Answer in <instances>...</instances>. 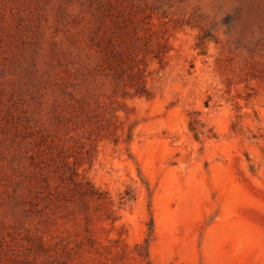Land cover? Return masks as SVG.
<instances>
[{
	"label": "rangeland",
	"instance_id": "obj_1",
	"mask_svg": "<svg viewBox=\"0 0 264 264\" xmlns=\"http://www.w3.org/2000/svg\"><path fill=\"white\" fill-rule=\"evenodd\" d=\"M146 244L264 264V0H0V264Z\"/></svg>",
	"mask_w": 264,
	"mask_h": 264
},
{
	"label": "trees",
	"instance_id": "obj_2",
	"mask_svg": "<svg viewBox=\"0 0 264 264\" xmlns=\"http://www.w3.org/2000/svg\"><path fill=\"white\" fill-rule=\"evenodd\" d=\"M100 45L101 44L99 42H97V46L100 47ZM80 184H82V182ZM89 184H90L89 182L86 183V185H89ZM90 188H91V185H90ZM141 247L139 245H137L136 251H137L138 255L141 257V259L144 262V264H150L149 253H148V244H146V246H145V252H143V250H142L143 247L142 248Z\"/></svg>",
	"mask_w": 264,
	"mask_h": 264
}]
</instances>
